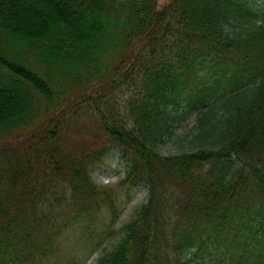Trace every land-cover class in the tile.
Here are the masks:
<instances>
[{"label":"trees","instance_id":"1","mask_svg":"<svg viewBox=\"0 0 264 264\" xmlns=\"http://www.w3.org/2000/svg\"><path fill=\"white\" fill-rule=\"evenodd\" d=\"M159 1L0 0V264H264V0Z\"/></svg>","mask_w":264,"mask_h":264},{"label":"rangeland","instance_id":"2","mask_svg":"<svg viewBox=\"0 0 264 264\" xmlns=\"http://www.w3.org/2000/svg\"><path fill=\"white\" fill-rule=\"evenodd\" d=\"M168 2L169 0H160V7L165 6ZM194 125V115H188L177 124V132L184 134L193 128ZM183 144L181 140H170L164 146V152L169 155L180 153V147ZM125 167L126 163L122 160L119 151L112 149L105 161L93 173V179L98 184H116L125 172ZM147 193L148 190L145 186L120 191V210L116 227H120L130 218L133 210L146 200ZM100 252L101 249L96 250L93 254L83 255L79 264H96Z\"/></svg>","mask_w":264,"mask_h":264}]
</instances>
